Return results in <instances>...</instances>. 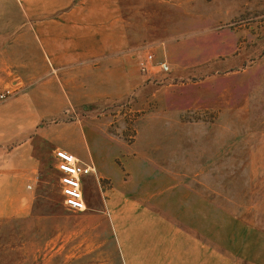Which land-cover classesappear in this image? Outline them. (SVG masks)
<instances>
[{"label": "rangeland", "instance_id": "1", "mask_svg": "<svg viewBox=\"0 0 264 264\" xmlns=\"http://www.w3.org/2000/svg\"><path fill=\"white\" fill-rule=\"evenodd\" d=\"M49 4L0 0V94L13 91L0 106L41 79L34 23ZM189 13L194 20H171L153 43L164 45H151L169 72L157 65L155 77L119 100L42 122L89 125L117 153L109 156L110 175L98 166L100 180L86 181L88 209L74 211L53 144H38L32 213L0 233L10 244L9 264H119L126 227L113 219L116 196L146 188L188 234L224 256L264 264V0H202Z\"/></svg>", "mask_w": 264, "mask_h": 264}, {"label": "crops", "instance_id": "2", "mask_svg": "<svg viewBox=\"0 0 264 264\" xmlns=\"http://www.w3.org/2000/svg\"><path fill=\"white\" fill-rule=\"evenodd\" d=\"M49 1L48 15L39 14L34 23L39 60L35 73L41 79L0 106L1 234L4 223L32 213L33 190L40 181L37 150L43 139L53 144L56 161L57 150L64 149L96 166V173L84 176L83 188L92 176L100 180L99 167L103 174H111L107 163L117 150L105 143L108 137L103 132L89 125L66 130V125L59 129L41 126L42 122L63 116L72 107L119 100L144 79L155 77L156 66L154 73L145 74L140 61L149 53L156 58L152 46L159 49L164 43H153L162 40L163 28L171 20H194L189 12L202 4V0ZM148 191L116 196L113 219L126 227L125 246L120 241L125 257L119 264H249L188 234L171 212L162 209L160 197ZM9 251L10 244L0 242V264H9Z\"/></svg>", "mask_w": 264, "mask_h": 264}, {"label": "built area", "instance_id": "3", "mask_svg": "<svg viewBox=\"0 0 264 264\" xmlns=\"http://www.w3.org/2000/svg\"><path fill=\"white\" fill-rule=\"evenodd\" d=\"M160 65L164 72H169L171 66L167 61L156 62L155 55L149 53L140 61V67L143 73L149 74L153 68ZM13 91L7 89L0 94L1 100H7L12 96ZM57 167L61 172L62 191L65 197L66 206L74 211H86L88 205L85 199L83 188L84 176L97 172L94 164L83 162L75 154L61 149L56 152Z\"/></svg>", "mask_w": 264, "mask_h": 264}]
</instances>
